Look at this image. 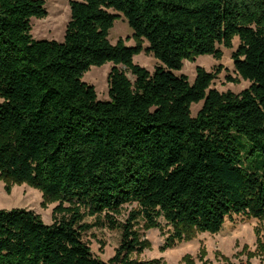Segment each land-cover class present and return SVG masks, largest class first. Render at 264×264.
<instances>
[{
	"label": "trees",
	"instance_id": "1",
	"mask_svg": "<svg viewBox=\"0 0 264 264\" xmlns=\"http://www.w3.org/2000/svg\"><path fill=\"white\" fill-rule=\"evenodd\" d=\"M69 7L59 43L32 38L44 1L0 0V179L7 190L27 184L58 203L52 225L28 210H0V264H106L82 241L91 228L85 216L120 230L111 264H159L130 260L147 246L133 229L139 218L147 229L161 218L173 232L167 246L195 232L217 234L233 216L264 220V0ZM110 11L122 15L136 46L109 43L119 18ZM234 38L231 60L247 89H210L220 67H196L192 84L175 75L184 61L220 60L219 47L231 49ZM142 50L159 63L152 73L133 64ZM106 63L114 67L103 102L82 77ZM126 204L137 210L119 224L114 217Z\"/></svg>",
	"mask_w": 264,
	"mask_h": 264
},
{
	"label": "rangeland",
	"instance_id": "2",
	"mask_svg": "<svg viewBox=\"0 0 264 264\" xmlns=\"http://www.w3.org/2000/svg\"><path fill=\"white\" fill-rule=\"evenodd\" d=\"M42 1L47 14L42 19H31L32 38L62 43L66 25L70 20L69 0ZM110 12L119 15V18L114 21L108 33L109 43L116 45L122 40L126 47L136 46L133 31L122 15ZM238 45L239 40L234 38L231 49L219 47L222 52L220 60L205 55L196 57L193 62L184 61L181 71L175 75H184L192 84L196 77V67L211 73L220 67L221 72L213 80L210 89L219 93L239 94L250 84L240 78L233 67L231 55ZM143 47L147 48L148 44L143 43ZM133 64L145 68L150 73L159 65L153 55L144 50L133 57ZM113 67L112 63L100 67L93 66L83 74L82 82L94 87L99 101H109L107 76ZM117 69L124 71L127 78L133 81V77L123 66L119 65ZM201 107L202 102L191 105V116L196 117ZM240 143L248 146L244 140H240ZM6 188L0 179V210H28L37 215L44 224L52 225L53 211L58 203L49 201L39 190L27 184L13 183L8 190ZM134 210H137L136 204H126L114 219L117 223L124 224ZM84 223L91 225V228L82 236L83 243L94 257L111 264L110 261L120 243V230L110 228L103 216L99 218L85 216ZM157 223L158 228L152 229L145 228V221L140 218L134 223L133 229L139 235V240L147 246L141 254L131 255L130 260L158 261L159 264H264V220L233 216L225 220L217 234L195 232L191 239L176 240L170 243V246H167L168 239L173 232L161 218L157 219Z\"/></svg>",
	"mask_w": 264,
	"mask_h": 264
}]
</instances>
